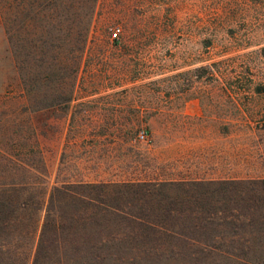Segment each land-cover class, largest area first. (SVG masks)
<instances>
[{"label":"rangeland","instance_id":"374dc122","mask_svg":"<svg viewBox=\"0 0 264 264\" xmlns=\"http://www.w3.org/2000/svg\"><path fill=\"white\" fill-rule=\"evenodd\" d=\"M70 11L69 0H14L7 22L0 0V200L42 216L53 187L264 178V93L247 92L244 74L209 76L254 63L264 82V0H96L86 37ZM108 231L96 261L78 231L61 264H187L134 223ZM13 243L28 253L30 239ZM253 254L264 263V246Z\"/></svg>","mask_w":264,"mask_h":264},{"label":"trees","instance_id":"16d2710c","mask_svg":"<svg viewBox=\"0 0 264 264\" xmlns=\"http://www.w3.org/2000/svg\"><path fill=\"white\" fill-rule=\"evenodd\" d=\"M59 1L53 0V5ZM74 2L81 12H74ZM2 3L10 22L14 0ZM69 4L70 21L79 18L81 34L86 37L96 0H69ZM255 51L264 57V46ZM238 67L226 72L210 71L209 76L222 83L242 79L244 74L247 92L264 93V82H253L254 63H240ZM22 84L23 92L31 90V81ZM78 185L86 190L53 187L42 216V205L0 200V264H61L62 256L57 252L63 251L64 256V246L78 231L83 241L81 254L93 263L99 258V248L92 243L114 239L113 233L106 230L121 221L134 223L169 246L178 247L180 250L171 257L183 263L216 256L236 264H264L260 260L263 257L253 254L255 245L264 246V178ZM19 238L24 243L30 239V249L22 258L13 243Z\"/></svg>","mask_w":264,"mask_h":264},{"label":"built area","instance_id":"2783aa9c","mask_svg":"<svg viewBox=\"0 0 264 264\" xmlns=\"http://www.w3.org/2000/svg\"><path fill=\"white\" fill-rule=\"evenodd\" d=\"M110 37H111V39H114V40H116L118 38V29L117 28L111 30ZM145 137H146L145 131L141 130L137 133V138L139 140H143V139H145Z\"/></svg>","mask_w":264,"mask_h":264},{"label":"crops","instance_id":"0c3cea01","mask_svg":"<svg viewBox=\"0 0 264 264\" xmlns=\"http://www.w3.org/2000/svg\"><path fill=\"white\" fill-rule=\"evenodd\" d=\"M179 180H181V179H179Z\"/></svg>","mask_w":264,"mask_h":264}]
</instances>
